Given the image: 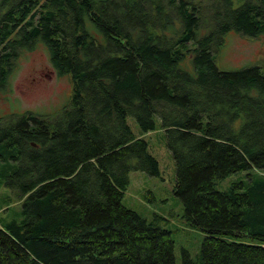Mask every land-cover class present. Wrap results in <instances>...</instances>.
Masks as SVG:
<instances>
[{"label":"trees","instance_id":"trees-1","mask_svg":"<svg viewBox=\"0 0 264 264\" xmlns=\"http://www.w3.org/2000/svg\"><path fill=\"white\" fill-rule=\"evenodd\" d=\"M232 31L264 33V0H0V89L37 44L71 82L52 113L0 115L23 215L0 225V264H175L168 219L121 202L130 172L159 176L128 116L160 122L180 219L206 234L183 264H264V68L217 66ZM250 169L249 185L214 189Z\"/></svg>","mask_w":264,"mask_h":264},{"label":"rangeland","instance_id":"rangeland-1","mask_svg":"<svg viewBox=\"0 0 264 264\" xmlns=\"http://www.w3.org/2000/svg\"><path fill=\"white\" fill-rule=\"evenodd\" d=\"M216 64L223 70H235L248 65L264 68V33L243 36L229 32L224 44L216 54ZM71 82L67 75H58L50 63L48 51L43 44L25 50L17 59L8 83L0 89V115L32 110L40 114L52 113L65 105L70 97ZM135 136L147 141L148 152L159 164V176L142 171L130 172V181L122 197V204L151 221L153 214L165 216L164 227L171 232L174 242L175 264H183L182 249L188 251L195 262H200V248L206 234L181 221L183 205L173 193L176 169L171 152L166 146L164 129L156 120L155 129L144 132L132 116L127 118ZM12 167V165H9ZM10 172L0 164V225L21 221V199L15 190L5 185V175ZM254 169L239 170L214 182L216 191H225L233 183L249 185ZM247 187V186H246ZM246 187L239 192L248 191Z\"/></svg>","mask_w":264,"mask_h":264}]
</instances>
